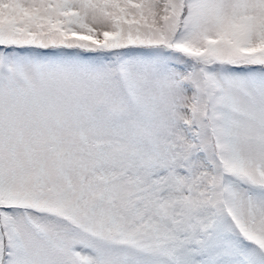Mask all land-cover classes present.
Listing matches in <instances>:
<instances>
[{
	"label": "snow or ice",
	"instance_id": "1",
	"mask_svg": "<svg viewBox=\"0 0 264 264\" xmlns=\"http://www.w3.org/2000/svg\"><path fill=\"white\" fill-rule=\"evenodd\" d=\"M0 264H264V0H0Z\"/></svg>",
	"mask_w": 264,
	"mask_h": 264
}]
</instances>
